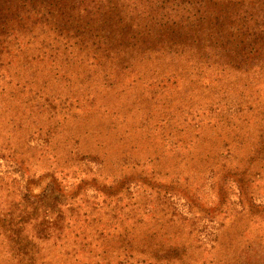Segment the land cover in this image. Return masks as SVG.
Listing matches in <instances>:
<instances>
[{
    "label": "rangeland",
    "instance_id": "1",
    "mask_svg": "<svg viewBox=\"0 0 264 264\" xmlns=\"http://www.w3.org/2000/svg\"><path fill=\"white\" fill-rule=\"evenodd\" d=\"M56 48L44 56H34L31 62L32 68L47 72L49 78L44 79V76L43 82L24 79L32 75L27 71L18 77V67L0 76V116L15 119V128L9 124L2 136L12 143L13 148L16 147V150H8L7 146L9 153L0 156V264H8V260L25 263L29 258L26 253L32 250L37 251L36 254L45 252L53 264L74 263L75 259L69 257L71 252L81 262L90 263L98 258L95 254L88 256L85 249L100 240L110 239L129 229L134 221L148 227L160 226L168 219L175 222L174 227L179 231L178 244L188 245L184 253L171 251V255L180 258L182 254V260L177 264H264V207H260L264 205V160H260L263 153L257 158L263 168L252 167L245 176L228 175L219 188L215 182L221 177L217 165L214 171L206 169L217 164V160L234 167L243 158L240 151H235L236 145L222 148L216 157L214 150H207L209 144L204 143L205 150H201L198 144L192 153L201 152L203 160L198 162L194 158L193 162L186 164L190 148L161 136L158 127L162 123L159 122L162 114L152 111L149 116L146 111L138 109L155 99L162 105L170 103L164 102L169 98L166 96L168 89L173 90L172 95L177 92L181 96L189 94L188 80L195 75L162 74L167 80L159 82L161 76H157V72L131 71L130 68L106 72L108 67L82 64L75 56L78 53L65 47L58 48L57 54L63 52L60 57L64 61L57 66L53 59L59 57L52 56ZM49 71L52 73L48 75ZM218 77L222 79L220 82L216 80ZM198 82L197 99L205 103L204 107L186 116L195 126L205 118L211 123L218 122V125L229 121L234 130L237 117H244L249 103L255 102L252 97L243 95L259 88L264 101V85H248V88L234 90L232 70L228 68L206 70L199 75ZM225 83L227 86L223 88ZM94 91L99 92V103L110 101L112 107L117 105L116 111L100 110L92 115L90 112L92 109L94 112V106L85 99L91 97L88 92L94 94ZM154 92L157 95L152 99ZM210 102L215 104L207 109ZM178 103L174 101L172 106ZM131 107L138 109L136 116L149 118V125L146 121L148 127L142 129L146 132H142L148 134L151 143L147 148L137 146L133 152L117 155L116 151L124 146L122 138L129 135L123 133L127 129L130 131L128 123L124 122V113ZM18 114L24 117L21 131H18ZM182 114L178 113L176 118L182 120ZM253 117L249 115V119ZM171 120L176 125L177 132L174 133L181 138L209 137L210 127L207 125L198 130L195 127L188 129L184 125L186 121L177 123L175 119ZM226 130L222 129V133ZM20 135L23 137L18 139ZM135 135H132V141ZM107 138L112 144L105 160L101 162L103 149L98 154L102 156L101 161L92 158L95 152L89 146L102 139L106 143ZM18 142L23 145L20 152H17L21 144ZM21 152L28 153L29 157L25 170L20 166L24 164L19 156ZM239 165H243L242 161ZM49 166L57 170L61 188L51 189L49 186L41 198L33 199L27 192L26 179ZM61 166L65 170L59 173ZM141 174L144 175L142 178L139 177ZM83 176L96 180L85 181L79 187L75 202L71 203L74 200L68 193L79 185ZM122 176L131 178H126L123 185ZM244 178L245 184L249 185L247 196L239 187V180ZM112 182L122 187L115 195L110 194L117 189L116 184L110 186L114 184ZM170 183L179 188L163 186ZM190 195L196 199V204L190 200ZM92 227H97L102 235L82 233L84 228L87 232ZM86 241L92 243L85 247ZM67 251L70 254L66 257ZM22 258L24 260H20ZM121 262L143 264L129 256H122Z\"/></svg>",
    "mask_w": 264,
    "mask_h": 264
},
{
    "label": "trees",
    "instance_id": "2",
    "mask_svg": "<svg viewBox=\"0 0 264 264\" xmlns=\"http://www.w3.org/2000/svg\"><path fill=\"white\" fill-rule=\"evenodd\" d=\"M55 47L57 48L52 56L59 57L53 59L57 66L62 64L59 63L60 61H64L60 57L64 53L57 54L58 48L65 47V49L76 51L78 54L75 56L82 64L108 67L106 72L111 69L119 72L123 68H130L131 71L157 72V76H161L159 82L167 80L163 76L168 73H178L176 76L183 77L192 73L195 76L188 80L189 94L181 96L180 92H177L172 95L173 90L168 89L166 96L169 98L164 102L170 101V103L162 105L155 99L138 109L146 111L145 114L149 116L152 111L162 114L159 119L162 123L158 127L162 131L161 136L165 140L174 139L175 143L190 148L186 164L193 162L194 158L198 162L203 160L200 156L201 152L192 153L198 144L201 150H205L204 143L209 144L207 150H214L216 157L221 154L222 148L236 145L235 151H240L239 153L243 156L238 161V165L230 167L217 160V164L206 169L214 171L217 165L221 177L215 182L219 184V188L223 186L228 175L245 176L252 167L263 168L260 160H264V101L260 97L259 88L243 95L252 97L256 103H249L247 114L244 117H237L234 130L232 126L230 127L232 123L229 121L218 125L216 121L211 123V120L202 118L196 122L195 126L187 120L186 116L191 111L201 110L204 107L205 103H200L197 99L196 88L199 85V75L206 70L215 67L231 69L234 90L248 88V85L250 87L264 85V0H0V76L18 67L16 72L18 77L22 72L27 71L32 75L25 76L24 79L43 82L47 72L37 67L32 68L31 62L35 59L34 56L52 53ZM49 73L52 71H49L48 75ZM47 78L49 77L46 76L44 79ZM218 79L219 77L216 80ZM221 80L220 78L218 81ZM185 84L183 82V85ZM219 84L222 86V82ZM164 86L161 87V93ZM226 86L227 83L223 88ZM98 93L97 91H94V94L87 93L91 97L85 100L90 102V106H94V112L92 109L90 113L94 115L100 110L104 112L110 109L116 111L117 105L112 107L109 105L110 101L102 100L103 103H99ZM223 94L224 92L220 96ZM156 95L157 92H154L152 99ZM63 96L65 94L62 98ZM174 101L179 103L172 106ZM213 104L215 103L210 102L206 108L210 109ZM162 106L163 109H161ZM138 109L133 110L131 107L124 113V122L128 123L130 131L127 129L123 132L129 135L122 138L124 146L116 151L117 155L133 152L132 150L137 146L147 148L151 143L148 134L143 133L146 130H142L148 127L149 118L136 116ZM180 112H183L182 120L180 117L176 118ZM166 114L170 115L169 118L164 117ZM249 115L254 117L249 119ZM126 116H129V119ZM23 118L22 114H18V131L23 130L21 129ZM171 118L177 123L186 121L184 125L188 129L195 127L198 130L203 125H207L210 127L209 137L204 135L201 138L193 135V139L181 138L174 133L177 132L176 125ZM14 120V118L0 116V156L9 153L6 151L7 146L8 150H16V147L13 148L12 143L5 141V136H2L9 124L15 128ZM200 121L203 122L199 124ZM222 129L227 130L222 133ZM132 135H135L133 141ZM22 137L23 135H20L18 139ZM20 143L18 142V145ZM110 144L112 142L110 138H107L106 143L102 139L97 144L89 146L95 152V154L91 153L94 156L92 158L101 161L102 156L98 154L103 149L104 151H101L103 154L101 162H103L104 157L111 151ZM22 148L21 143L19 148L17 147V152L22 151ZM262 153V157L257 161ZM208 154L207 152L206 157ZM19 156L24 163L20 166L25 170L29 159L28 153L21 152ZM241 161L242 166L239 165ZM179 163L180 161L177 162ZM61 168L58 170L59 173L65 170L64 167L61 166ZM56 172V169L52 170L49 166L28 175L26 179L28 194L33 199H39L49 186L51 189L61 188ZM143 176L139 175L140 178ZM126 178L131 177L122 176L123 185ZM89 179L96 180L95 177L80 178L79 185L68 193L72 200L76 199L79 187L85 181L87 183ZM239 182L241 193L247 196L249 185L245 184V178L240 179ZM115 184L117 185V182L110 186ZM163 186L179 188L172 186L171 183ZM121 188L117 185L115 192L110 194H117ZM181 190L185 191V189ZM190 200L196 204V199L191 195ZM73 202L75 200L71 203ZM171 221L168 219L160 226L148 227H143L134 221L129 229L120 231L110 239L104 236L105 239L85 249L88 256L95 254L98 258L90 263L81 262L72 252L71 255L69 251L65 254H67L66 257L69 255L75 259V262L71 264H122V256L135 258L137 262L141 261L143 264H177L182 260V254L180 258L179 255H171V251L178 250L184 253L188 245L178 244L177 239L180 234L174 227L175 222L171 223ZM83 222L85 223L86 219ZM82 233L94 234L98 237L102 235L97 227H92V230L87 232L84 228ZM90 243L92 242L86 241L84 246L87 247ZM36 253L37 251L34 250L26 253L29 258L25 263H18V261L14 263L9 260L7 262L8 264H53L48 261L45 252Z\"/></svg>",
    "mask_w": 264,
    "mask_h": 264
}]
</instances>
